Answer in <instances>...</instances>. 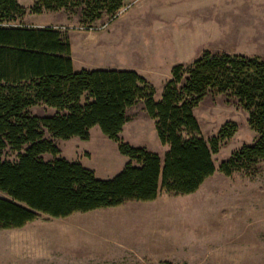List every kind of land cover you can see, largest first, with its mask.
I'll return each mask as SVG.
<instances>
[{
    "label": "trees",
    "instance_id": "16d2710c",
    "mask_svg": "<svg viewBox=\"0 0 264 264\" xmlns=\"http://www.w3.org/2000/svg\"><path fill=\"white\" fill-rule=\"evenodd\" d=\"M123 0H32L30 14L70 12L91 26L116 18ZM26 9L17 0H0V229L21 228L39 214L65 218L154 200L163 191L194 193L214 171L211 158L236 131L224 124L209 141L193 114L204 99L222 96L247 113L255 133L219 163L224 176H254L264 164V56L201 51L189 64L177 63L155 89L133 70L74 71L66 31L23 24ZM142 102L154 121L157 138L168 147L163 156L122 142L127 110ZM43 106L51 114H33ZM97 126L117 143L128 161L109 179L96 178L79 162L58 157L54 139H89ZM48 137H47V136ZM8 153L15 154L14 160ZM50 154L51 160L43 155Z\"/></svg>",
    "mask_w": 264,
    "mask_h": 264
},
{
    "label": "rangeland",
    "instance_id": "374dc122",
    "mask_svg": "<svg viewBox=\"0 0 264 264\" xmlns=\"http://www.w3.org/2000/svg\"><path fill=\"white\" fill-rule=\"evenodd\" d=\"M17 1L26 9L23 24L67 32L75 71L83 67L136 71L154 87L155 101L170 78L169 68L199 56L195 30L205 23L215 21L219 31L223 29L219 36L208 32L210 51L264 56V0H123L115 19L104 18L90 27L70 12L30 14L32 0ZM216 2L224 5L225 13L208 15ZM115 38L121 39L122 54L89 53L76 47L80 41L105 45ZM31 112L52 113L43 106ZM193 114L207 142L224 124L236 125L227 143L211 154L215 171L198 190L187 195L161 191L150 205L129 201L137 206L132 211L141 215L137 229L118 224L130 212L129 204L120 206L124 211L117 212V206L67 218L39 214L21 228L0 229V264H264V164L254 176L243 172L224 176L218 170L231 152L254 142L247 113L216 96L204 99ZM127 115L120 140L163 156L168 147L159 142L142 102L129 108ZM54 143L58 157L81 163L99 179L113 177L128 161L97 126L90 129L86 141L72 137ZM8 158L14 160L15 154L8 153ZM43 159L53 156L44 154ZM0 196L4 195L0 192Z\"/></svg>",
    "mask_w": 264,
    "mask_h": 264
},
{
    "label": "crops",
    "instance_id": "0c3cea01",
    "mask_svg": "<svg viewBox=\"0 0 264 264\" xmlns=\"http://www.w3.org/2000/svg\"><path fill=\"white\" fill-rule=\"evenodd\" d=\"M211 6H214V8H213V10L211 9V11L208 12V15H212V14L213 15H218V14H222L223 15L225 13V7H224L223 4L221 5L220 3H217L216 2V3H212ZM231 9H234V8L231 7ZM41 14H43V13H41ZM41 14H39V15H41ZM205 24H206L205 27H200V28H198V30L195 27V29H196L195 32H196V37H197L195 39V41H194L196 43V48H195L196 55H199L201 53V51L204 50V49H209L208 42H207V41H209L208 32H214V33H216L217 36H219V33L220 34H223V29L220 28V31H219V28H218L219 25L215 21L212 22V25H208L207 23H205ZM31 26L32 27H36V28H41L42 27V26H38V25H31ZM188 31H191V30H188ZM106 35H108V34L106 33ZM120 41H121V39L115 38L112 41H109V40L106 41V44L105 45H100L98 42H95V43L88 42V43H86V42H81L80 41V43L78 42L79 44L76 47L78 48L77 50H79V51H88L89 53H92L94 51H96V52H104V51L111 50V53L113 52V53L122 54L123 52L121 50V42ZM76 53H78V52H76ZM225 53H228V54H231V55L232 54H244V55H248V54L239 53V52H225ZM73 55H75V53H74V51L71 50L72 66H73V69L75 71V63L76 62H75V59H74V56ZM77 55L78 54H76V57H77ZM78 58H79V60H82L79 56H78ZM191 61L192 60H190L188 62H191ZM184 63H186V62H184ZM86 67H89V66H86ZM171 67L169 68V74H170V71H171L170 70ZM82 69L90 70V69L84 68V67ZM143 78L146 79L145 77H143ZM165 78H166V76H165ZM146 80H148V79H146ZM48 109L51 110V112H53L52 109H50V108H48ZM158 196H159V194H158ZM158 196L154 200H152V201H147V202H142V203H144L146 205L153 204V203L156 202V199L158 198ZM128 202H126V203H124V204H122L120 206L123 207L126 204L132 205V204H130ZM137 202H141V201H137ZM120 206L117 207L118 209L116 207L105 208V209L113 210L114 208H116L117 209V212H119V210L120 211H124V210H121L122 208ZM133 207H135V208H133ZM130 208H131V210H129L130 212L128 214H126V217H124L126 219H121L118 224L120 226H123V227L127 226V227H132V229H137L139 227L140 223H141V221L139 220L141 215H140V213L137 210L132 211L133 209H136L137 206L132 205V207H130ZM96 210H102V209H96Z\"/></svg>",
    "mask_w": 264,
    "mask_h": 264
}]
</instances>
